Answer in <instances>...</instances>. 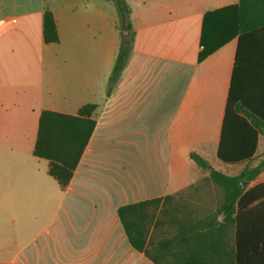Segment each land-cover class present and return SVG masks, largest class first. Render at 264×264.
I'll return each mask as SVG.
<instances>
[{
    "label": "crops",
    "instance_id": "0c3cea01",
    "mask_svg": "<svg viewBox=\"0 0 264 264\" xmlns=\"http://www.w3.org/2000/svg\"><path fill=\"white\" fill-rule=\"evenodd\" d=\"M127 2L133 45L106 95L119 45L112 1L0 0V264H154L129 244L117 208L166 195L195 215L210 208L213 183L189 153L215 168L206 154L218 158L237 51L239 88L264 104V27L239 48L238 0ZM45 9L56 42L43 40ZM85 103L95 126L61 188L32 154L39 113ZM262 152L258 133L253 157Z\"/></svg>",
    "mask_w": 264,
    "mask_h": 264
},
{
    "label": "trees",
    "instance_id": "16d2710c",
    "mask_svg": "<svg viewBox=\"0 0 264 264\" xmlns=\"http://www.w3.org/2000/svg\"><path fill=\"white\" fill-rule=\"evenodd\" d=\"M110 1L117 10L119 45L106 95L117 82L134 40L126 0ZM233 7L238 10L240 48V38L264 27V0H238ZM42 37L45 42L58 40L55 21L47 9L42 16ZM209 51L203 48L198 60ZM236 58L216 152L226 163L251 160L258 133L264 136V104L251 103L239 88L238 51ZM95 108V103H85L75 114L50 109L39 113L32 154L47 161V173L61 188L69 183L94 129ZM189 157L220 189L221 202L204 215H195L190 209L180 212V208L170 212L164 207L170 195L120 205L117 215L129 244L154 264H264V181L249 185L264 169V157L234 174L213 168L196 152L191 151ZM164 216L170 217L168 223L174 230L159 237L167 223Z\"/></svg>",
    "mask_w": 264,
    "mask_h": 264
},
{
    "label": "rangeland",
    "instance_id": "374dc122",
    "mask_svg": "<svg viewBox=\"0 0 264 264\" xmlns=\"http://www.w3.org/2000/svg\"><path fill=\"white\" fill-rule=\"evenodd\" d=\"M126 2H127V0H126ZM127 4H128V2H127ZM128 6H129V4H128ZM129 8H130V6H129ZM115 10H116V8H115ZM116 17H117V20H118L117 10H116ZM129 18H130V13H129ZM130 22H131V19H130ZM118 33H119V31H118ZM25 139L27 140V138H25ZM206 155L212 161L213 165H215L216 169L221 170V171H223L225 173H228V174H234V173H237L238 171H240L244 166H247V165L248 166H252L255 163H257L260 158L264 157V152L257 153L251 160L245 161L243 163H240L238 169L236 167V166H238L237 164H231V163L223 162L220 159L216 158L213 154H206ZM252 183L253 182L249 183V185L252 184ZM211 197H212V201H211L212 204H211L210 208L208 209V207H205V209L203 210V212H205L206 214L208 212L212 211L213 208H215L222 200L221 191L214 184H213V187L211 189ZM190 203L191 202H188V201L175 202V201H172L170 199V200L165 202L164 207L166 209H168L170 212L174 211L175 208L177 210L180 208V210H179L180 212L181 211L187 212L189 210V208H191ZM183 208H185V210H183ZM185 217H187V216H185ZM163 218L166 219L165 222H167V223L164 224L162 229L159 230V232H158L159 237L160 236H164L165 234H168V235L172 234L173 230H174V225L173 224L169 225V223H168V221L170 220V217L169 216H164ZM193 219H195V218L193 217Z\"/></svg>",
    "mask_w": 264,
    "mask_h": 264
},
{
    "label": "water",
    "instance_id": "95a60500",
    "mask_svg": "<svg viewBox=\"0 0 264 264\" xmlns=\"http://www.w3.org/2000/svg\"><path fill=\"white\" fill-rule=\"evenodd\" d=\"M243 184H245V183H243Z\"/></svg>",
    "mask_w": 264,
    "mask_h": 264
}]
</instances>
